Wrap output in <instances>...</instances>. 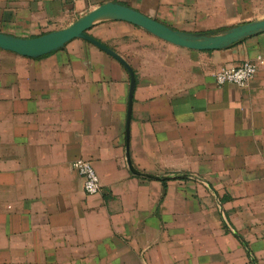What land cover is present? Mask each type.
I'll return each instance as SVG.
<instances>
[{
  "label": "crops",
  "instance_id": "1",
  "mask_svg": "<svg viewBox=\"0 0 264 264\" xmlns=\"http://www.w3.org/2000/svg\"><path fill=\"white\" fill-rule=\"evenodd\" d=\"M107 3L207 36L264 20V0H0V33L38 38ZM88 34L132 94L83 39L0 49V264H264V33L209 51L120 20ZM259 59L244 88L213 77Z\"/></svg>",
  "mask_w": 264,
  "mask_h": 264
},
{
  "label": "water",
  "instance_id": "2",
  "mask_svg": "<svg viewBox=\"0 0 264 264\" xmlns=\"http://www.w3.org/2000/svg\"><path fill=\"white\" fill-rule=\"evenodd\" d=\"M103 20L126 21L143 28L152 35L172 45L198 51L226 49L245 38L264 33V20H260L233 27L217 35L189 34L174 30L130 7L116 3H107L93 10L72 26L38 38L23 39L0 33V49L27 58H39L64 47L74 39H83L110 54L127 68L132 80V94L135 87V75L132 69L114 51L88 34V30L95 23ZM146 177L149 179H164L151 176Z\"/></svg>",
  "mask_w": 264,
  "mask_h": 264
},
{
  "label": "built area",
  "instance_id": "3",
  "mask_svg": "<svg viewBox=\"0 0 264 264\" xmlns=\"http://www.w3.org/2000/svg\"><path fill=\"white\" fill-rule=\"evenodd\" d=\"M77 2L79 0H73ZM263 63L259 59V63L245 62L238 67L223 68L217 70L213 77L220 86L234 84L241 88L246 87L257 75L259 65ZM73 171L77 172L83 179V188L86 194L95 195L102 189L100 177L91 162L83 159L75 160L71 163Z\"/></svg>",
  "mask_w": 264,
  "mask_h": 264
},
{
  "label": "trees",
  "instance_id": "4",
  "mask_svg": "<svg viewBox=\"0 0 264 264\" xmlns=\"http://www.w3.org/2000/svg\"><path fill=\"white\" fill-rule=\"evenodd\" d=\"M177 178H184V177H177Z\"/></svg>",
  "mask_w": 264,
  "mask_h": 264
}]
</instances>
